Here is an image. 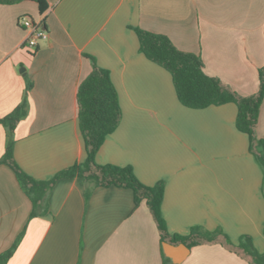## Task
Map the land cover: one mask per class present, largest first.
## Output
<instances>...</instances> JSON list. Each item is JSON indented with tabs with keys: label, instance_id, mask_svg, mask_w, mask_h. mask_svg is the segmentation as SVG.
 <instances>
[{
	"label": "crops",
	"instance_id": "1",
	"mask_svg": "<svg viewBox=\"0 0 264 264\" xmlns=\"http://www.w3.org/2000/svg\"><path fill=\"white\" fill-rule=\"evenodd\" d=\"M0 5V118L23 101L14 158L48 181L87 157L77 92L95 63L110 73L122 118L96 155L99 165L132 167L145 186L165 185L161 215L170 235L217 229L238 244L251 236L264 253V173L236 128L237 106L193 110L171 75L141 52L134 29L167 36L196 54L205 73L241 97L259 90L264 66V0H47ZM25 19L48 39L27 47ZM257 136L264 139V103ZM7 146L0 125V159ZM89 194V195H88ZM33 206L13 171L0 166V255L7 264H163L162 242L146 202L132 190L62 179L46 207ZM182 264H249L219 244L192 248Z\"/></svg>",
	"mask_w": 264,
	"mask_h": 264
},
{
	"label": "trees",
	"instance_id": "2",
	"mask_svg": "<svg viewBox=\"0 0 264 264\" xmlns=\"http://www.w3.org/2000/svg\"><path fill=\"white\" fill-rule=\"evenodd\" d=\"M24 1L36 3L40 14H44L49 8L47 0H0V5L10 6ZM134 30L138 36L140 52L171 75L178 100L184 107L201 110L226 104L237 106L236 128L248 135L250 153L264 173V139L257 136L260 111L264 103V66L259 71L258 92L249 97H241L224 85L220 79L208 76L200 56L178 50L165 35L141 29ZM30 89L31 85L28 84L22 103L12 113L0 118V125L5 128L7 135V146L0 159V166H7L13 171L20 187L32 203V218L40 211L43 212L47 196L57 181L82 178L93 188L117 187L132 190L137 205L146 202L158 228L162 244L164 242L173 245L185 244L189 249L200 245L219 244L249 264H264V253L258 251L252 237L248 235L242 236L238 244L232 243L221 229L208 231L199 226L193 227L186 236L170 235L161 215L165 189L163 182L148 187L137 179L130 166H102L96 163V155L106 138L118 128L122 111L109 71L95 63L92 72L79 85L77 92L78 120L86 147V160L82 164L59 172L48 181H39L28 175L15 161L14 148L16 127L27 116ZM20 240L21 237L9 250L0 255V264L8 263ZM162 259L163 264H173L165 256L163 247Z\"/></svg>",
	"mask_w": 264,
	"mask_h": 264
},
{
	"label": "built area",
	"instance_id": "3",
	"mask_svg": "<svg viewBox=\"0 0 264 264\" xmlns=\"http://www.w3.org/2000/svg\"><path fill=\"white\" fill-rule=\"evenodd\" d=\"M22 25L30 30V37L27 40V47L36 50L40 42L48 39V33L40 26L36 25L32 20L25 19L22 21Z\"/></svg>",
	"mask_w": 264,
	"mask_h": 264
},
{
	"label": "water",
	"instance_id": "4",
	"mask_svg": "<svg viewBox=\"0 0 264 264\" xmlns=\"http://www.w3.org/2000/svg\"><path fill=\"white\" fill-rule=\"evenodd\" d=\"M162 247L165 256L169 258L173 264H182L191 251V249H189L185 244L173 245L164 242Z\"/></svg>",
	"mask_w": 264,
	"mask_h": 264
}]
</instances>
